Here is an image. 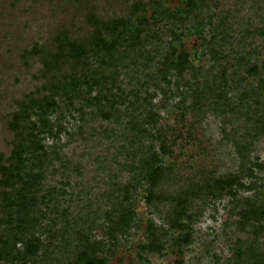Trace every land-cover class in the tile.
Instances as JSON below:
<instances>
[{"label": "rangeland", "instance_id": "374dc122", "mask_svg": "<svg viewBox=\"0 0 264 264\" xmlns=\"http://www.w3.org/2000/svg\"><path fill=\"white\" fill-rule=\"evenodd\" d=\"M185 1L0 0V155L4 160L20 138L13 125L22 103L53 96L59 107L47 116L51 133L40 136L48 159L42 169L35 234L47 251L41 250L27 264H66L75 251L74 233L79 229L89 232L90 242L101 246L97 254L107 257L108 264L264 263V219L251 220L252 226L241 230L237 215L249 202L264 204V134L235 114L236 108L246 106L241 95L258 89L260 79L248 77L236 67L228 71L238 72L233 80L228 78L222 84L215 79L228 62L235 64L227 56L237 52L236 41L241 40L244 29L252 31V37L246 39L249 66L258 65L264 79V0L239 4L235 0H198L190 14H181V22L164 16V10L175 12ZM91 15L105 22L123 19L128 28L123 46L111 58L105 56L104 62L87 43L93 32L88 21ZM222 20L231 29L223 48L225 55L217 63L204 40L209 41L212 28ZM199 22L203 23L201 28ZM140 25L150 34L141 33L131 43L128 36ZM62 33L87 43L89 66L96 76L104 73L107 89L112 86L113 94L126 97L111 110L112 119L91 114L96 106L88 105L98 94V86L92 92L83 85L74 93L57 94L54 88L62 74L44 75L42 56L35 51L53 50ZM171 41L176 46L183 43L196 69L186 71L182 78L174 73L167 77L159 70L162 58L156 54L166 52ZM149 55L155 56L143 69ZM83 65L77 67V74L92 75ZM123 65H127L124 72ZM205 78L217 81L212 84L217 96L209 91L207 101L198 108L204 114L196 112L194 118L191 95ZM132 119L141 126L134 127ZM31 120L36 122L37 117L31 116ZM167 133L169 139L181 133L162 160L177 176L197 180L237 176L246 187L237 189L234 199L223 191L194 203L192 241L181 254L164 243L173 233L169 222L174 205L146 198V192L167 194V190L162 186L155 190L142 181L135 170L138 160L132 162V150L138 153L149 146L158 148L160 138ZM127 187L129 199L124 194ZM123 209L130 210L131 220L125 233L111 243L105 234V216ZM4 228L0 226V234ZM154 238L160 239L164 249L152 252L141 248Z\"/></svg>", "mask_w": 264, "mask_h": 264}, {"label": "trees", "instance_id": "16d2710c", "mask_svg": "<svg viewBox=\"0 0 264 264\" xmlns=\"http://www.w3.org/2000/svg\"><path fill=\"white\" fill-rule=\"evenodd\" d=\"M197 2L198 0H186L183 7L175 12L169 9L164 10V16L168 20L181 22V14H190L192 9L197 6ZM235 2L238 4L240 2L246 3V0H235ZM88 21L93 32L87 43L93 47L98 55H101L104 62L105 56L111 58L123 46L126 40L124 36L128 28L123 19L105 22L99 20L95 15H91ZM225 21L222 20L216 27L212 28L213 34L209 41L204 40L208 45L210 55L217 63L225 55L223 48L229 39L228 29H231L230 25ZM202 25L203 23L201 22L197 24L198 28H201ZM137 29L131 31L128 36L131 43L142 36L141 33H144V35L150 34L141 25ZM244 32L241 40L236 41L237 52H232V55L227 56V58H231V61H235V64L228 62V65L222 67L219 77H215V79L222 84H225L228 78L233 80L238 75L236 71L232 72V74L228 73L230 68L233 67L244 70L248 77L260 79L258 89L246 91L241 95V101L246 106L236 108L235 114L237 119L243 117L246 122L252 124V128H257L260 134H264V79L260 76L258 65L249 66L250 55L246 52V39L249 36L252 37V31L244 29ZM67 36V34L62 33L60 38L56 40V47L51 51L41 52L39 49L35 51L36 55L42 56L41 63L44 75L57 74L58 77L62 74L57 81L56 88H54L57 94L59 91L66 95L74 93L79 91L83 85L89 86V91L92 92L98 86L97 89L99 91L93 98V104L88 105L96 106L95 112L92 111L91 114L95 117L101 116L105 120L112 119L113 113L111 110L115 111V105L123 104L126 101V97H119L113 94L112 86L107 89L108 77L104 73L99 78L96 76V71L89 66L87 43H80ZM155 50L158 52L160 48L157 46ZM156 55L162 58V68L159 70L167 77L174 73L182 78L186 71L190 69L196 70L190 60V54L185 50V46L181 42H179V46H176L173 41L169 42L167 51L159 52ZM149 56L144 60L143 69L149 66V63L152 62L151 58L155 55ZM81 64L87 66L92 71V75H78L77 67ZM66 65H68V68L65 73H62ZM122 70L123 72L126 71L127 65H123ZM125 74L123 75L125 76ZM129 78L132 80V75H129ZM99 79L100 82H98ZM216 82L214 79L209 80L207 78H205L204 83L197 82V88L191 95L193 98V105L191 106L195 107L190 108V110L193 111L194 118L196 117V112H200L198 108L202 106V102L207 101L209 91L215 93L212 84ZM103 90L105 92H102ZM120 92L124 93L123 90H120ZM129 92L131 94L134 93L133 89H130ZM137 92L135 91L136 94ZM215 95L217 96L216 93ZM251 98L253 99L252 103H249L248 101ZM200 101L201 103H199ZM129 103L130 105L133 104V102ZM57 108L59 107L53 96L32 100L28 104L22 103L19 111L15 114L13 125V128L20 132V138L14 143L13 150L6 161L3 155H0V226H5L0 234V264H27L31 258H36L41 250L47 251L39 236L35 234V230L39 226V220L35 213L38 211V194L44 179L42 169L48 159V153L45 151L40 136L44 132L51 133L52 127H50L47 116ZM200 113L204 114V111ZM31 116L37 117L36 122L31 120ZM148 117L151 118V121H155L151 114ZM20 121L24 124H20ZM130 123L134 127L141 126L137 119L130 120ZM168 135L167 133V137L162 136L160 138L158 148L149 146L144 152L139 150L138 153L132 150V162L138 160L139 167L136 165L135 170L140 173L142 181L155 188V190L160 186L167 190V194L162 191L159 194H155V191L146 192V198H153L159 203L171 202L174 205V216L169 222V229L173 233L166 238L164 243L169 246L172 252L181 254L184 248L192 241L191 225L194 222V217L191 210L194 203L205 197L214 198L217 193L223 191L228 192L231 198L234 199L237 196V189L246 187L237 176L228 178L217 177L213 180L180 178L174 173L172 168L165 167L162 163L163 157L171 153V146L175 144L181 133L170 139ZM29 162H31L30 166ZM256 167L262 168L259 164H256ZM129 188L127 187L124 191L126 199L130 198ZM233 188L236 189L233 190ZM237 215L240 217L238 225L241 230H244L246 226H252L250 224L251 220L259 221L264 219V204L249 202L247 209L238 212ZM130 217H132V213L128 209L106 214L105 219L108 223V228L105 234L108 241L114 243L120 234L125 233L131 220ZM152 227V225L149 226V233ZM83 230L79 229L74 233L77 245H75V251L73 254L71 253L66 264H108L107 257L97 254L98 248H101V246L98 247L95 242H90L91 236L89 232ZM166 234L167 232L164 235ZM141 248H148L152 252L164 249L159 238L150 240L146 245H142Z\"/></svg>", "mask_w": 264, "mask_h": 264}]
</instances>
